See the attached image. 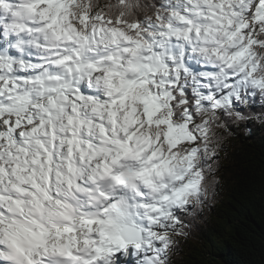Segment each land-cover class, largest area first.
<instances>
[{
  "label": "snow or ice",
  "instance_id": "obj_1",
  "mask_svg": "<svg viewBox=\"0 0 264 264\" xmlns=\"http://www.w3.org/2000/svg\"><path fill=\"white\" fill-rule=\"evenodd\" d=\"M253 119L264 0H0V264H169Z\"/></svg>",
  "mask_w": 264,
  "mask_h": 264
},
{
  "label": "trees",
  "instance_id": "obj_2",
  "mask_svg": "<svg viewBox=\"0 0 264 264\" xmlns=\"http://www.w3.org/2000/svg\"><path fill=\"white\" fill-rule=\"evenodd\" d=\"M223 146L218 183L198 214L185 217L188 235L175 237L169 264H264V122L231 124Z\"/></svg>",
  "mask_w": 264,
  "mask_h": 264
}]
</instances>
